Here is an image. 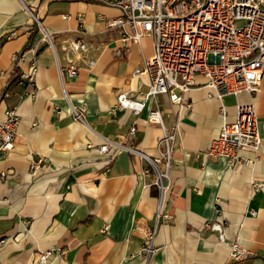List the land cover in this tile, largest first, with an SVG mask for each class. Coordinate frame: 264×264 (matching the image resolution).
<instances>
[{
  "label": "crops",
  "instance_id": "1",
  "mask_svg": "<svg viewBox=\"0 0 264 264\" xmlns=\"http://www.w3.org/2000/svg\"><path fill=\"white\" fill-rule=\"evenodd\" d=\"M24 2L28 9L19 0H0V73L7 74L0 76V122L10 109L20 115L15 147L0 158V264H39L46 251L53 252L47 264H264V73L254 95L220 101L198 76L182 104L168 94L146 99L149 78L135 70L152 57V36L117 56L119 30L108 24L118 9L93 0ZM31 13L53 33L57 55L47 45L35 60L29 52L41 38ZM12 32L17 36L7 39ZM69 39L87 42L90 50L64 51ZM22 53L18 72L29 71L34 61L38 67L29 87L13 71L12 57ZM70 60L79 73L61 80L58 64L66 67ZM119 92L146 102L140 115L110 113ZM238 104L255 105L263 143L254 164L230 167L206 151L223 124L235 121ZM70 105L86 107V125L73 120ZM152 109L161 111L167 127L180 125L162 205L172 218L158 222V191L147 162L126 149L114 156L97 151L107 138L157 156L163 129L148 121ZM41 157L43 167L32 175L30 167ZM212 223L222 224L223 240L207 227ZM156 224L159 250L148 263L142 255L145 232ZM234 241L253 256L231 260Z\"/></svg>",
  "mask_w": 264,
  "mask_h": 264
},
{
  "label": "built area",
  "instance_id": "2",
  "mask_svg": "<svg viewBox=\"0 0 264 264\" xmlns=\"http://www.w3.org/2000/svg\"><path fill=\"white\" fill-rule=\"evenodd\" d=\"M28 9L24 0H19ZM108 7L116 8L120 15L109 21V26L118 28L120 47L116 55L121 56L132 44H140L145 36L154 39V53L145 62L143 69H136L135 75H146L149 78V90L145 98L168 94L174 104H182V95L198 85L196 78L205 79L204 86L209 89L210 96L222 100L225 96H238L241 93L251 95L259 92L264 73V0H93ZM30 11V10H29ZM38 31L39 42L29 48L34 60L40 47L47 45L55 55L57 48L53 41V33L48 31L40 19L31 13ZM243 21L242 25H236ZM81 28L83 25L81 23ZM10 33L7 39L17 36ZM62 48L66 52L79 55L90 50L87 42L81 39L64 41ZM24 53L12 57L13 71L17 74V82L22 86L35 83L38 67L35 61L29 71L18 72L19 63ZM70 65L62 67L58 64L60 77L67 74L77 76L79 67L70 60ZM90 66L94 61L90 60ZM5 78L7 74L1 72ZM146 102L126 92H119L117 103L110 113L130 110L140 115ZM190 106V105H188ZM74 121L86 125V107L70 105ZM225 114V107H221ZM148 121L158 124L163 129V136L157 144L158 155L150 157L133 147H126L118 142L103 138L97 151L101 155H115L126 149L138 155L148 164L147 174L153 176V185L158 191L157 222L160 217L170 220L172 217L162 213L163 201L170 191V171L174 147L180 132L176 121L167 127L159 109L148 112ZM20 115L16 109L6 112L0 122V158L6 157L15 147ZM135 129L131 130V134ZM263 143L259 134L258 114L254 104L237 105L236 119L232 123H224L219 135L211 142L206 151L210 158L223 157L230 167L251 166L258 158V151ZM91 146V144L89 143ZM253 151L255 156L249 158L242 151ZM42 157L32 163L30 173L37 175L43 167ZM219 231L220 239H224L222 224L207 225ZM105 226L104 229H107ZM157 224L145 232L142 255L147 262L156 255L159 248L155 244ZM230 259L240 261L253 256L239 242L229 243ZM65 255V250H59ZM52 251L41 254L39 264H47Z\"/></svg>",
  "mask_w": 264,
  "mask_h": 264
},
{
  "label": "rangeland",
  "instance_id": "3",
  "mask_svg": "<svg viewBox=\"0 0 264 264\" xmlns=\"http://www.w3.org/2000/svg\"><path fill=\"white\" fill-rule=\"evenodd\" d=\"M243 23H244L243 21H237V22H236V25L239 26V25H242Z\"/></svg>",
  "mask_w": 264,
  "mask_h": 264
},
{
  "label": "trees",
  "instance_id": "4",
  "mask_svg": "<svg viewBox=\"0 0 264 264\" xmlns=\"http://www.w3.org/2000/svg\"><path fill=\"white\" fill-rule=\"evenodd\" d=\"M36 25V24H35ZM36 28H37V26H36ZM17 78V77H16Z\"/></svg>",
  "mask_w": 264,
  "mask_h": 264
}]
</instances>
